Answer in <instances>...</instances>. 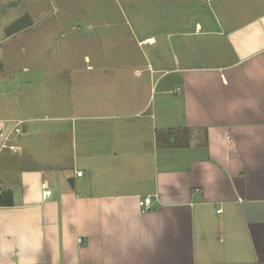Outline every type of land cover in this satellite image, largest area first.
Segmentation results:
<instances>
[{
    "label": "crops",
    "instance_id": "1",
    "mask_svg": "<svg viewBox=\"0 0 264 264\" xmlns=\"http://www.w3.org/2000/svg\"><path fill=\"white\" fill-rule=\"evenodd\" d=\"M189 1L176 3L207 13L183 25L174 8L169 62L133 54L130 36L159 41L133 28L123 40L114 23L94 54L53 56L78 95L52 118L71 123L24 124L29 140L0 160L13 199L0 203V264H264V0ZM160 72L172 76L153 107Z\"/></svg>",
    "mask_w": 264,
    "mask_h": 264
},
{
    "label": "rangeland",
    "instance_id": "2",
    "mask_svg": "<svg viewBox=\"0 0 264 264\" xmlns=\"http://www.w3.org/2000/svg\"><path fill=\"white\" fill-rule=\"evenodd\" d=\"M177 6L183 9V25L207 13L206 10H193L182 2L176 3V0H0V120H3L6 130L9 131L20 119H25L24 124L29 126V132L34 124L39 130L42 126L58 123L64 125L65 130L71 122H56L52 117L56 115L54 109L58 102L65 104V109L68 108L72 93L64 89L63 73L55 71V66L61 67L62 61L58 60L55 64L52 58L94 54V43L91 42L96 40V32L104 23L119 25L123 40L128 39L130 28L141 37L154 34L159 44L151 49L138 47L130 36V51L139 56L143 51L152 59L161 53L168 62L172 60L165 40L174 44L177 38L173 36L167 39L165 35L176 32V18H180L179 10L174 9ZM223 13L224 10H216L219 19L224 20ZM25 66L29 69L24 72ZM161 75V72L156 74L153 85V107H159L161 95L158 94L172 76L162 79L159 77ZM75 95L78 94L75 92ZM168 98L171 99V96ZM66 113L71 112L68 109L63 114ZM157 116L160 121V111ZM16 137L20 141L29 140L24 132L14 133L9 143H15ZM40 137L41 133L36 134L38 143L42 145L47 138L42 140ZM59 137L63 141L66 138L63 134H59ZM53 139L58 138L52 134ZM2 142L0 138V147ZM9 150H0V160Z\"/></svg>",
    "mask_w": 264,
    "mask_h": 264
},
{
    "label": "built area",
    "instance_id": "3",
    "mask_svg": "<svg viewBox=\"0 0 264 264\" xmlns=\"http://www.w3.org/2000/svg\"><path fill=\"white\" fill-rule=\"evenodd\" d=\"M24 120H19L16 122V124L9 129V131L6 130V125L3 121L0 120V138L3 139V142L1 144L0 150L8 148L11 150H16V146L12 143H9L12 140V135L14 133L21 134L23 133V129L21 128L22 125H24ZM78 175H82L83 172L79 171L77 173ZM42 187L44 188V198L50 196L52 194V190L49 188V185L46 182L42 183ZM6 192V187L0 183V195L4 194ZM153 199L152 196H147L144 199L140 200V205L143 208V210H147L150 208V205L152 204ZM222 209H218L217 212L220 213ZM82 241V238H80V242ZM32 264H45L43 262H33Z\"/></svg>",
    "mask_w": 264,
    "mask_h": 264
},
{
    "label": "trees",
    "instance_id": "4",
    "mask_svg": "<svg viewBox=\"0 0 264 264\" xmlns=\"http://www.w3.org/2000/svg\"><path fill=\"white\" fill-rule=\"evenodd\" d=\"M9 30H13V29H9ZM14 31H17V30H14ZM13 31V32H14ZM13 202V199H12V193L11 192H5V194H2L0 195V203L3 204V205H11Z\"/></svg>",
    "mask_w": 264,
    "mask_h": 264
},
{
    "label": "water",
    "instance_id": "5",
    "mask_svg": "<svg viewBox=\"0 0 264 264\" xmlns=\"http://www.w3.org/2000/svg\"><path fill=\"white\" fill-rule=\"evenodd\" d=\"M25 128H26V126H24V129H25ZM69 181L71 182L72 186H74V185H73V178H71Z\"/></svg>",
    "mask_w": 264,
    "mask_h": 264
}]
</instances>
